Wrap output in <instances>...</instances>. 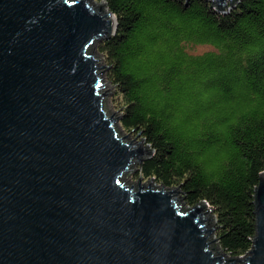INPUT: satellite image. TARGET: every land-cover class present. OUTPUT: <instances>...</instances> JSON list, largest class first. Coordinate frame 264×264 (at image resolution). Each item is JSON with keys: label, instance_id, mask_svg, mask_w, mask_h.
<instances>
[{"label": "water", "instance_id": "1", "mask_svg": "<svg viewBox=\"0 0 264 264\" xmlns=\"http://www.w3.org/2000/svg\"><path fill=\"white\" fill-rule=\"evenodd\" d=\"M102 5L0 0V264H264V171L253 246L229 259L208 239V202L124 180L152 151L105 109L107 65L90 49L118 20Z\"/></svg>", "mask_w": 264, "mask_h": 264}, {"label": "trees", "instance_id": "2", "mask_svg": "<svg viewBox=\"0 0 264 264\" xmlns=\"http://www.w3.org/2000/svg\"><path fill=\"white\" fill-rule=\"evenodd\" d=\"M106 1L118 19L99 45L113 103L153 150L136 178L208 202L222 249L247 254L264 171V0Z\"/></svg>", "mask_w": 264, "mask_h": 264}, {"label": "rangeland", "instance_id": "3", "mask_svg": "<svg viewBox=\"0 0 264 264\" xmlns=\"http://www.w3.org/2000/svg\"><path fill=\"white\" fill-rule=\"evenodd\" d=\"M91 1L95 5L96 8H101V5L102 4H103L102 5V9L103 8L106 9L108 7L106 0H91ZM230 6H231V4H229V7ZM108 9H109V7H108ZM112 18L114 19L115 24H116V17H115V15H113ZM104 39L105 38H103V39L98 40L97 42H95L94 45L91 46V49H90L91 52H95L96 51V57H97V59L98 58L100 59L98 61L100 67L103 66V65H107L105 63L103 54L99 50V45L102 43V41ZM208 48H210V46L203 45V46H197L196 47V50L198 52H202V51H204V50H206ZM101 71H103L102 72V77L104 78V90L105 91L107 90V93H108V95H107V97L105 98V101H104L105 109L109 112L110 115L111 114L113 115L115 113L114 114L115 117L120 116L119 117V120H120L119 123H117V122L115 123L116 124V129H117L118 133L122 137L125 136V135H128L127 137H125L127 141L133 140L136 137L135 134L132 133V132H130V131H127L126 129H124L121 126V118H122V114H121V111H120L121 109L120 110L117 109L119 107H116L114 105V103H113V99H114L113 94L115 92V87L116 86H114L113 83L110 82L109 79L107 78V72H106L107 71V66L102 67L100 69V72ZM139 139L135 138L133 140V142L139 141ZM147 149H149V148L147 147ZM152 153H153V150H152ZM150 154L151 153L145 154L143 156L144 159L146 157H148ZM139 162L140 161H138L136 164L132 165L131 168H130V171L127 172L124 175L123 178L126 181V183L129 184V185H135L137 188L139 187V182H140L141 185H143L145 187H148L149 185L155 186L156 188H157V186H159V187L163 186L162 183H158V182H155V181L152 182L151 179L146 180V179L136 178V172L138 170V165L140 164ZM140 179H141V181H140ZM180 191H182V190H180ZM175 196L177 197V199L178 198L180 199V200H178L179 204L185 205V206H187V209H189L188 204L184 200V193H183V191L182 192H179V193H175ZM191 207H193V206H190V208ZM208 209H209V206H207L205 210H208ZM214 212L215 211H212L210 213H206L205 214V217L207 218V222H208V227L209 228H217V218H216V215H215ZM213 230H214V232L213 233H210L209 236H208V238L211 239V241L214 240V239H216V240L212 241L213 244H211V246H212V248H213V250L215 252V255H221L220 252H223V254L226 253V254H224V257L226 259H229L231 257V254L222 249V247L220 245V242H219V239H218V236H217V232H216L217 230L216 229H213Z\"/></svg>", "mask_w": 264, "mask_h": 264}, {"label": "bare ground", "instance_id": "4", "mask_svg": "<svg viewBox=\"0 0 264 264\" xmlns=\"http://www.w3.org/2000/svg\"><path fill=\"white\" fill-rule=\"evenodd\" d=\"M112 16H113V15H111V18H112ZM112 19H113V18H112ZM113 21H114V19H113ZM114 27H115V21H114ZM98 61H99V58H98V60H97V63H98V66H99V62H98ZM99 67H100V66H99ZM100 69H101V68H100ZM100 69H99V70H100ZM106 97H107V96H106ZM205 209H206V208H205ZM208 239H209V238H208ZM209 241H211V239H209ZM210 244H213V242L211 241ZM220 253H222V252H220Z\"/></svg>", "mask_w": 264, "mask_h": 264}]
</instances>
